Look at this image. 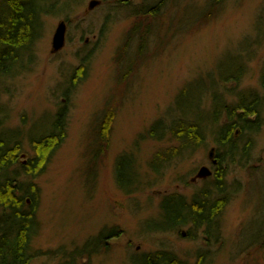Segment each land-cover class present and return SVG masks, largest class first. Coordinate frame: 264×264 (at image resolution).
<instances>
[{
    "label": "rangeland",
    "instance_id": "rangeland-1",
    "mask_svg": "<svg viewBox=\"0 0 264 264\" xmlns=\"http://www.w3.org/2000/svg\"><path fill=\"white\" fill-rule=\"evenodd\" d=\"M91 1L83 0L68 21L65 15L45 16L32 69L0 81V128L18 134L22 154L27 155L20 161L36 155L27 135L54 127L60 111L67 125L66 139L35 178L40 189V225L32 243L36 256L31 264H75L68 262L72 252L78 247L88 251L89 242L96 243L100 233L112 228L124 234L109 239L107 245L102 243L89 262H84L83 253L76 264H141L146 255L171 252L185 264H199L200 256L205 259L200 264H264V106L260 113L263 125L253 135L256 145L251 162L227 165V182L234 191L224 201L218 243L205 245L204 235L196 230L195 238L180 236L179 232L157 233L148 223L159 219L165 195L180 193L194 202L196 193L212 188L209 180L213 177L204 185H181L200 166H210L207 152L216 146L210 134L191 159L167 168L157 179L144 175L158 149L177 145L167 138L156 142L147 135L156 121L166 119L165 125L171 121L169 117L177 111L174 103L185 84L201 89L214 83L218 89L215 97L225 105H235L240 95L248 92L259 94L264 105V41L252 56H245V62H239L240 49H246L249 42L256 43L260 20L264 28V0L168 2L161 22L152 24L149 48L141 61L134 58V66L129 64V68L124 59L134 57L140 43V31L129 37L138 23L131 12L143 0H122L121 4L99 0L100 4L90 10ZM197 10L201 12L196 14ZM61 21L67 26L65 46L54 53L52 40ZM234 65L246 66L239 73L240 85L226 77L229 71L225 69ZM212 97L213 93L202 100L201 110H207ZM190 98L184 96L180 107ZM111 106L115 118L110 146L102 158L98 126L104 110ZM125 152L134 153L136 170L127 160L118 174L115 163ZM135 172L152 183L128 195L115 178L119 175L128 184ZM132 187L142 188V183L130 190ZM183 229L188 232L190 226Z\"/></svg>",
    "mask_w": 264,
    "mask_h": 264
},
{
    "label": "trees",
    "instance_id": "trees-1",
    "mask_svg": "<svg viewBox=\"0 0 264 264\" xmlns=\"http://www.w3.org/2000/svg\"><path fill=\"white\" fill-rule=\"evenodd\" d=\"M101 1L123 3L122 0ZM171 1L143 0L139 7H133L131 13L136 15L135 19L138 23L129 33V37L133 38L136 32L140 31V43L135 50L134 57H125L126 67L129 68V64L134 66V58L141 61L139 58L150 46L151 27L159 24V21L161 22L164 7ZM82 2L83 0H1L0 81L14 79L32 69L35 64V44L43 35L45 16L65 15V19L68 21V17ZM129 6L130 4L127 2L126 9ZM198 12L201 11L197 10L196 14ZM140 18L144 19L140 20ZM145 18L146 20L147 18L151 19L150 22L145 23ZM210 18L211 16L207 17V19ZM155 20L157 22H154ZM258 24L256 43L253 45L249 42L246 49L239 51V62L241 63L245 62V56H252L255 48H259L264 41L262 21L260 20ZM159 30L163 31L161 28ZM125 49L122 48V51H127L128 47L125 46ZM27 60H29V65L26 63ZM245 68L246 66L241 68L239 65H234V67L225 69L229 71L226 77H230L229 81L240 85L242 80L239 78V73ZM185 85V89L176 98L173 107H177V111L172 112L168 125H165L166 119H160L149 128L147 135L150 140L162 142L167 138L169 143L176 142L177 145L158 149L147 165L148 170L144 175L147 178L157 179L163 175L167 168L180 163V160L191 159L195 152L206 144L205 139H208L210 134L217 147L215 158L218 161V168L216 167L217 171L215 170L214 173L215 180H211L212 188L217 187V191L211 193L208 188L209 193H204L202 198H196L197 200L194 202H184L177 197L165 195L160 203L159 219H152L148 223L155 231L179 232L180 236L182 229L190 226L187 236L195 238L193 231L196 230L204 235L205 241H214L215 244L220 239L226 200L234 191H230L227 182V165L240 164L244 166L251 162L252 152L256 145L253 135L255 136L263 125L260 113L264 105L257 93L248 92L245 95H240L239 101L235 105H225L222 99L215 97L218 94V89L214 83L203 86L201 89L196 88L195 85L190 88L191 83ZM261 86L264 89V70L261 75ZM211 93H213L211 105L207 110H201L202 100ZM184 96H191V98L181 108ZM111 108L112 106L104 110L98 126V129H101L98 141L102 158L110 146L108 141L115 118ZM237 129H240L241 133L235 136ZM66 134L67 125L64 114L60 111L56 116L54 127L38 134L27 135L29 146L36 155L23 164L20 161L23 149L17 141L18 134L11 135L7 129L1 130L0 128V264H31L36 256L32 252V243L37 236L36 228L40 225L37 212L41 201L40 189L35 183V178L43 172L50 156L66 139ZM127 160L133 170H136L134 153L125 152L117 157L115 163L118 174L124 169ZM135 174V178L128 184L123 183L119 175L115 178L118 187L128 195L142 189L145 190L152 183L140 179L138 172ZM140 183H142V188L132 187L130 190L129 187ZM101 236L100 243L110 238H117L120 236V229L112 228L107 234ZM259 245H263V243ZM83 251L77 249L76 252H72L68 262L75 263V259L82 256ZM203 261L202 258L201 262ZM141 264H185V261L171 252L168 255H146L142 257Z\"/></svg>",
    "mask_w": 264,
    "mask_h": 264
},
{
    "label": "water",
    "instance_id": "water-1",
    "mask_svg": "<svg viewBox=\"0 0 264 264\" xmlns=\"http://www.w3.org/2000/svg\"><path fill=\"white\" fill-rule=\"evenodd\" d=\"M99 4H100L99 0H92L89 4V9L92 10L95 7H97ZM66 31H67L66 23H65V21H61L58 24L56 31L54 33V36H53L52 52L57 53L63 49V47L65 46V41H66ZM215 155H216L215 149L212 148L208 153V157H209V160L214 165H217L218 161L215 158ZM25 158H27L26 154H22L20 157V159H25ZM22 163L25 164L26 161H23ZM211 175H212L211 169L207 166H203L200 168L197 176L193 179V181H196L197 179H206V178L210 177ZM184 235H185V233H184Z\"/></svg>",
    "mask_w": 264,
    "mask_h": 264
},
{
    "label": "flooded vegetation",
    "instance_id": "flooded-vegetation-1",
    "mask_svg": "<svg viewBox=\"0 0 264 264\" xmlns=\"http://www.w3.org/2000/svg\"><path fill=\"white\" fill-rule=\"evenodd\" d=\"M260 129H261V127H260ZM260 129H259V131H260ZM258 131V132H259ZM241 132H240V129H237L236 131H235V136H238L239 134H240ZM218 165V164H217ZM217 167V166H216ZM216 167H214L213 168V175L211 176V177H213L214 178V180H215V170H216ZM218 168V167H217ZM217 171V170H216ZM196 174H197V172L195 173V175L193 176V177H195L196 176ZM193 177L192 178H190V180L188 179L187 181H185V180H182L181 181V185L184 187V188H189V187H191V186H193V185H196V184H202V185H204L205 184V181L207 180H197V181H195V182H192V179H193ZM210 177V178H211ZM213 185H214V182H213ZM217 188V187H216ZM216 188H210V192L211 193H213V192H215V191H217L216 190ZM204 193H209V190H208V188L207 187H204V190L203 191H201V192H199L198 194L196 193L195 194V200H197L196 198H202V196H204ZM201 194V195H200ZM168 195H170V196H173V197H177L179 200H182V201H184V202H187V201H189L188 199H186V197H184L183 195H181L180 193H175V194H168ZM200 195V196H199ZM164 198V197H163ZM179 200H177L178 202H180ZM221 200H223V198H221ZM191 202V201H190ZM160 207H161V205H160ZM171 232H173V231H171ZM165 233H168V232H165ZM214 241H209V242H207L206 241V243H205V245H212V244H214L213 243ZM218 243V242H217ZM201 260H202V257L200 256V258H199V264H200V262H201ZM204 261H205V259H203Z\"/></svg>",
    "mask_w": 264,
    "mask_h": 264
},
{
    "label": "bare ground",
    "instance_id": "bare-ground-1",
    "mask_svg": "<svg viewBox=\"0 0 264 264\" xmlns=\"http://www.w3.org/2000/svg\"><path fill=\"white\" fill-rule=\"evenodd\" d=\"M122 232H123V231L120 230V234H121V235L124 234V232H123V233H122Z\"/></svg>",
    "mask_w": 264,
    "mask_h": 264
}]
</instances>
